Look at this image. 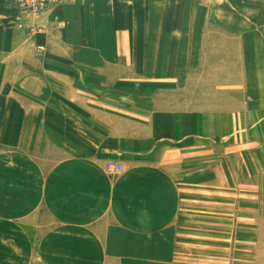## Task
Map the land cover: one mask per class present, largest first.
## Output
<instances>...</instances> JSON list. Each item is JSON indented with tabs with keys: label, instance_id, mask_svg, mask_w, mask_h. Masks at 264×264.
I'll return each mask as SVG.
<instances>
[{
	"label": "crops",
	"instance_id": "0c3cea01",
	"mask_svg": "<svg viewBox=\"0 0 264 264\" xmlns=\"http://www.w3.org/2000/svg\"><path fill=\"white\" fill-rule=\"evenodd\" d=\"M137 3L64 0L32 17L14 0H0V245L19 251V264L28 255L45 264L131 262L135 255L164 264L175 255L150 251L149 240H164L176 222L172 153L196 138L200 119L183 114L195 108L165 109L153 116L149 134L119 130V113L151 111L144 102L120 105V96L150 88L165 73L161 40L150 32L146 43L152 25L144 22L145 1ZM18 22L42 30L32 36ZM82 121L112 128L94 137L95 153L71 151V129ZM145 138L156 145L151 156L142 151ZM38 144L60 145L63 155L49 162ZM122 240L138 242L140 251Z\"/></svg>",
	"mask_w": 264,
	"mask_h": 264
},
{
	"label": "rangeland",
	"instance_id": "374dc122",
	"mask_svg": "<svg viewBox=\"0 0 264 264\" xmlns=\"http://www.w3.org/2000/svg\"><path fill=\"white\" fill-rule=\"evenodd\" d=\"M132 1L146 3L144 22L152 25L146 43L150 32L151 40H161L156 48L165 73L150 88L120 96V105L144 102L151 111L119 113V130L149 134L153 116L165 109L195 108L183 114L200 119L196 138L183 139L172 153L176 222L164 240H149L150 251H174L164 264H264V0ZM111 131L82 121L71 129V151L95 153L94 137ZM145 143L144 154L157 152L148 138ZM58 146L38 144V155L53 162L63 155ZM118 243L140 251L138 242ZM1 247L0 264H19V251ZM137 256L106 264H161ZM27 257L24 264H45L38 255Z\"/></svg>",
	"mask_w": 264,
	"mask_h": 264
},
{
	"label": "built area",
	"instance_id": "2783aa9c",
	"mask_svg": "<svg viewBox=\"0 0 264 264\" xmlns=\"http://www.w3.org/2000/svg\"><path fill=\"white\" fill-rule=\"evenodd\" d=\"M19 8L20 12L27 16H39L43 13H46L52 9H54L59 3L63 2V0H14ZM19 29H25L28 31L30 35L37 34L40 30V27L35 25L27 26L25 22H20L18 24ZM44 30V29H43ZM45 50L44 46H37V53H42ZM108 169L114 170L117 169V166L113 163H108ZM119 170L122 169L121 166L118 167Z\"/></svg>",
	"mask_w": 264,
	"mask_h": 264
},
{
	"label": "bare ground",
	"instance_id": "6f19581e",
	"mask_svg": "<svg viewBox=\"0 0 264 264\" xmlns=\"http://www.w3.org/2000/svg\"><path fill=\"white\" fill-rule=\"evenodd\" d=\"M15 3H16V2H15ZM59 4H60V3H59ZM59 4H58V5H59ZM16 5H17V4H16ZM58 5H57V6H58ZM18 9H19V8H18ZM19 11H20V10H19ZM21 14H23V13H21ZM43 14H44V13H43ZM23 15H25V14H23ZM19 23H20V22H18V24H19ZM18 24H17V27H18ZM35 25H36L37 27H42V26H40V25L37 24V23H35ZM43 52H44V51H43Z\"/></svg>",
	"mask_w": 264,
	"mask_h": 264
}]
</instances>
